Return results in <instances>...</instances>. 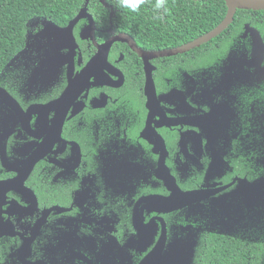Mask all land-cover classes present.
Masks as SVG:
<instances>
[{
	"label": "flooded vegetation",
	"instance_id": "flooded-vegetation-1",
	"mask_svg": "<svg viewBox=\"0 0 264 264\" xmlns=\"http://www.w3.org/2000/svg\"><path fill=\"white\" fill-rule=\"evenodd\" d=\"M81 20L73 53L55 25H29L26 52L0 73L16 103L0 92V264H187L209 219L243 220L264 194L249 186L264 181V151L250 152L264 144V57L248 66L244 24L167 56L155 54L198 38L128 35L147 55L116 41L102 61L97 46L120 33L93 21L83 38ZM198 191L210 194L165 206Z\"/></svg>",
	"mask_w": 264,
	"mask_h": 264
},
{
	"label": "trees",
	"instance_id": "trees-1",
	"mask_svg": "<svg viewBox=\"0 0 264 264\" xmlns=\"http://www.w3.org/2000/svg\"><path fill=\"white\" fill-rule=\"evenodd\" d=\"M105 3L113 10L111 20L110 10L99 0H89L87 5L86 0H0V73L15 67L13 63L26 52L29 25L49 22L65 27L84 7L96 27L103 31L112 25L116 33L127 34L140 44L148 41L157 44L164 39L168 47L174 46L175 38L195 39L207 34L223 21L226 14L224 0H169L170 12L162 20L154 19L150 4L142 6L138 13H130L121 9L117 0H106ZM85 22L80 20L75 32ZM244 24L258 30L264 40V10H237L232 23L211 43L220 37L232 36ZM100 35L107 37L105 33ZM49 46V42L45 43L42 49ZM42 49L39 52H43ZM32 61L33 56L27 57L16 67L28 69ZM252 143L251 153L264 151L262 142ZM258 158L263 160L259 173L264 177V153ZM209 220L212 227L201 229V233L194 238L187 264H264V194L260 202L250 207L243 220Z\"/></svg>",
	"mask_w": 264,
	"mask_h": 264
},
{
	"label": "water",
	"instance_id": "water-1",
	"mask_svg": "<svg viewBox=\"0 0 264 264\" xmlns=\"http://www.w3.org/2000/svg\"><path fill=\"white\" fill-rule=\"evenodd\" d=\"M89 0H86V4ZM99 2L105 6V0H99ZM224 3L226 5V14L223 19V21L213 30L208 32L207 34L199 37L196 41L183 46L178 49H173L169 51L160 52L158 54H155L156 56H167V55H173L177 53L186 52L192 48L199 47L202 44L208 43L210 40L218 37L223 31L227 29V27L232 23L234 15L237 10H245V11H263L264 10V0H224ZM113 11L110 13V19L112 17ZM87 18L89 21V25L86 28L85 33L81 35L83 38H88L93 40L94 39V22L91 18V16L87 13L86 7L82 8L78 14L68 22L67 26L64 28H58L56 26H52V29L55 31L57 36L63 40L64 45L68 48L70 53H73V49L75 47V41L72 37V29L76 25L78 21L81 19ZM110 31V30H109ZM246 34H249L251 39V58L248 61V66L250 68H255L257 71H261L260 65L264 57V43L262 41V38L259 34V32L253 28H250L249 26H246ZM121 41L124 43L130 44L132 49L136 51L137 53L141 54L142 56H146L147 54L136 49L132 39L124 33H120L117 35L112 36L108 41H106L103 45L97 46V55L95 59H101L102 61H106V55L109 51L110 46L113 42ZM0 92L4 94V96L10 101L12 104H16L15 101L2 89H0ZM68 93H72L69 92ZM65 96L63 97V99ZM251 190L264 188V181L260 182H254L250 185ZM253 187V188H252ZM210 192L208 191H198V192H191V193H185L184 195L181 194L180 196H177L175 198H169L166 199L165 206L166 207H173L178 201L183 202L181 206L186 205L187 203L193 202L196 199H198L200 196H208ZM178 202V203H179ZM253 205V200L250 197V204L251 207ZM180 206V207H181ZM148 263V262H147ZM143 264H146L145 261Z\"/></svg>",
	"mask_w": 264,
	"mask_h": 264
},
{
	"label": "clouds",
	"instance_id": "clouds-1",
	"mask_svg": "<svg viewBox=\"0 0 264 264\" xmlns=\"http://www.w3.org/2000/svg\"><path fill=\"white\" fill-rule=\"evenodd\" d=\"M118 6L130 13H138L142 6L150 4L154 19L162 20L170 12L169 0H117Z\"/></svg>",
	"mask_w": 264,
	"mask_h": 264
}]
</instances>
